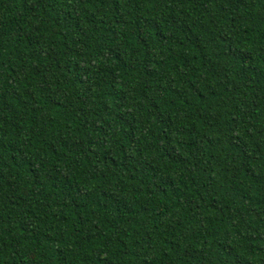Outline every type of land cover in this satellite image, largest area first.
Wrapping results in <instances>:
<instances>
[{"label": "trees", "instance_id": "obj_1", "mask_svg": "<svg viewBox=\"0 0 264 264\" xmlns=\"http://www.w3.org/2000/svg\"><path fill=\"white\" fill-rule=\"evenodd\" d=\"M0 264H264V0H0Z\"/></svg>", "mask_w": 264, "mask_h": 264}]
</instances>
